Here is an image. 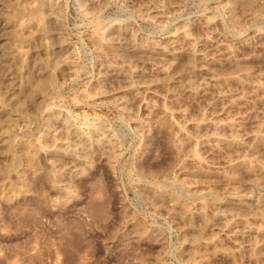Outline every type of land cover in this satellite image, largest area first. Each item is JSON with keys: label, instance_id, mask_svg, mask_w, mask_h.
<instances>
[{"label": "rangeland", "instance_id": "1", "mask_svg": "<svg viewBox=\"0 0 264 264\" xmlns=\"http://www.w3.org/2000/svg\"><path fill=\"white\" fill-rule=\"evenodd\" d=\"M0 264H264V0H0Z\"/></svg>", "mask_w": 264, "mask_h": 264}, {"label": "bare ground", "instance_id": "2", "mask_svg": "<svg viewBox=\"0 0 264 264\" xmlns=\"http://www.w3.org/2000/svg\"><path fill=\"white\" fill-rule=\"evenodd\" d=\"M40 3H41V2H40ZM40 3H39V4H40ZM40 9H41V8H40ZM157 13H158V12H157ZM38 19H39V18H38ZM6 20H7V19H6ZM19 32H20V31H19ZM18 34H19V33H18ZM18 34H17V35H18ZM15 35H16V34H15ZM19 35H20V34H19ZM23 36H24V35H23ZM27 36H28V35H27ZM20 37H21V36H20ZM25 37H26V36H25ZM182 37H183V36H182ZM22 38H23V37H22ZM183 38H184V37H183ZM17 39H18V37H17ZM21 41H23V40H21ZM185 41H186V40H185ZM217 41H218V40H217ZM27 42H28V41H27ZM6 43H7V42H6ZM175 44H176V43H175ZM175 44H174V45H175ZM1 45L3 46V44H1ZM3 52H4V51H3ZM8 54H9V53H8ZM11 57H12V56H11ZM14 58H15V57H14ZM15 61H16V60H15ZM224 64H225V63H224ZM164 65H165V64H164ZM169 65H170V64H169ZM3 66H4V65H3ZM232 66H233V65H232ZM164 67H165V66H164ZM167 68H168V67H167ZM160 69H161V68H160ZM165 71H166V70H165ZM160 74H161V73H160ZM222 82H223V81H222ZM202 90H204V89H202ZM149 106H150V105H149ZM180 112H181V111H180ZM180 114H181V113H180ZM183 116H184V115H183ZM206 119H207V118H206ZM215 121H216V120H215ZM215 121H214V122H215ZM197 123H198V122H197ZM199 123H200V122H199ZM193 125H194V124H193ZM198 125H199V124H198ZM211 125H212V124H211ZM199 127H200V126H199ZM225 128H226V127H225ZM226 129H227V128H226ZM215 130H216V128H215ZM215 130H214V131H215ZM235 131H236V130H235ZM257 132H259V131H257ZM214 134H215V133H214ZM253 136H254V135H253ZM227 137H228V136H227ZM258 137H259V136H258ZM258 137H257V138H258ZM84 139H85V138H84ZM211 140H212V139H211ZM215 141H216V139L214 140V142H215ZM223 141H224V140H223ZM212 142H213V141H212ZM222 143H223V142H222ZM233 143H234V142H233ZM241 156H242V155H241ZM250 161H251V160H250ZM241 162H242V161H241ZM245 163H246V162H245ZM251 163H252V162H251ZM246 165H247V164H246ZM252 167H253V166H252ZM224 213H225V212H224ZM203 214H204V213H203ZM203 214H202V215H203ZM218 214H219V213H218ZM215 215H216V212H215ZM220 215H221V214H220ZM224 215H225V214H224ZM216 216H217V215H216ZM219 217H220V216H219ZM221 217H222V216H221ZM223 217H224V216H223ZM223 217H222V218H223ZM242 217H243V216H241L240 219H241ZM243 218H244V217H243ZM217 219H218V218H217ZM208 220H209V219H208ZM237 221H238V220H237ZM243 221H244V220H243ZM206 222H207V220H206ZM225 222H226V221H225ZM240 222H242V221H240ZM207 223H208V222H207ZM234 224H235V223H234Z\"/></svg>", "mask_w": 264, "mask_h": 264}]
</instances>
